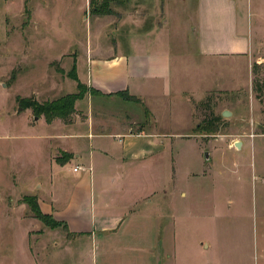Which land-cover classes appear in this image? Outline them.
Returning a JSON list of instances; mask_svg holds the SVG:
<instances>
[{
    "label": "rangeland",
    "instance_id": "rangeland-1",
    "mask_svg": "<svg viewBox=\"0 0 264 264\" xmlns=\"http://www.w3.org/2000/svg\"><path fill=\"white\" fill-rule=\"evenodd\" d=\"M242 1L247 10L243 27L251 39L249 63L225 60L214 79L225 81L226 91L214 90L200 101L191 100L188 107L177 102L160 111L166 134L189 137H176L169 145L172 152L165 169L171 177L169 189L162 194L167 211L175 217L177 264H264V98L262 102L256 98L252 85L256 79L264 83V0ZM195 2L0 0V264L95 263L88 239H71L61 229L49 230L25 203L29 196H52L59 201L69 192L68 178L74 174H67V183L54 177L45 159L43 130L40 124L29 127L34 116L18 105L17 97L49 102L78 92L68 72L77 64L75 74L79 82L85 81V51L110 46V32L116 30L118 41L119 33L128 32L127 26H132L129 38L133 41L144 38L141 30L160 24V42L169 48L187 40V55H180L177 45L173 55L181 56L179 61L175 57L176 66L188 70L195 63L192 60L199 62L193 32L187 38L184 33L195 21ZM97 8L111 13L97 16L93 12ZM109 17L115 25L111 31L106 23ZM254 63L259 69L256 74ZM228 80L234 81L227 84ZM85 89L72 116L83 114L89 106L94 119L105 121L106 130L116 122L129 123L133 131L147 128L151 119L141 103L114 97L99 101L98 95ZM87 96L92 97L91 103ZM223 111L229 115L221 116ZM211 116L220 117L212 131L194 132ZM84 128L83 124L73 126L76 132ZM239 142L237 149L234 145ZM148 198L154 201L158 195ZM148 200H141L139 208ZM199 239L208 247L201 248Z\"/></svg>",
    "mask_w": 264,
    "mask_h": 264
},
{
    "label": "crops",
    "instance_id": "crops-1",
    "mask_svg": "<svg viewBox=\"0 0 264 264\" xmlns=\"http://www.w3.org/2000/svg\"><path fill=\"white\" fill-rule=\"evenodd\" d=\"M195 1L196 18L186 26L184 35L187 38V33L193 32L199 62L192 60L195 63L186 71L176 66L173 54L177 45L180 55H187L189 42L173 43L170 49L160 42L162 24L141 30V41L129 38L132 26L126 25L128 32L119 33L118 42L109 17L106 23L112 30L111 45L85 51L86 80L79 83L96 90L99 101L113 97L126 100L119 93L134 97L151 119L146 129L133 131L129 123L124 126L116 122L106 130L105 121L94 119L89 106L83 114L72 116L70 123L59 119L47 123L41 116L33 118L34 123L29 126L40 124L44 133L41 139L47 141L45 159L58 182L67 183V174H74L72 179L67 177L70 190L59 201L52 196H37L40 210L65 223L71 233L66 234L67 238L88 239V252L94 264H177L175 217L167 211L162 194L169 189L166 185L171 177L170 170L165 169L172 152L169 145L176 137H189L166 134L160 111L177 102L188 107L191 100L200 101L214 90L226 91L222 86L225 81L214 79L215 71H221L225 60L246 59L249 63L251 46L248 30L243 27L245 23L247 26V10L242 0ZM87 99L91 103L92 97ZM75 124L85 128L76 132ZM63 154L70 158L60 165L56 160ZM76 167L79 169L74 171ZM37 185L42 189V183ZM153 195L158 198L148 200ZM146 199V206L139 208L140 201ZM169 227L173 228L172 235ZM198 244L203 249L208 247L202 239Z\"/></svg>",
    "mask_w": 264,
    "mask_h": 264
},
{
    "label": "trees",
    "instance_id": "trees-1",
    "mask_svg": "<svg viewBox=\"0 0 264 264\" xmlns=\"http://www.w3.org/2000/svg\"><path fill=\"white\" fill-rule=\"evenodd\" d=\"M94 14L104 16L109 15L110 11L101 12L98 8L93 9ZM253 73H258V65H252ZM69 77L77 83L76 89L78 92L72 94H66L56 100L49 102H38L34 97L22 98L17 97L18 105L24 110H31L32 116L34 117H43L44 120L49 123L54 119H59L64 123L72 122V115L75 113V103L80 101L84 97V94L81 92L85 89V85L79 83L77 76L75 74V66L68 72ZM253 90L256 93V98L261 100L264 98V83H260L257 79L253 80ZM83 90V91H84ZM91 95H96L97 91L89 90ZM118 95L124 96L125 99L131 100L133 102H139L134 97L126 95V93H119ZM262 102V100H261ZM204 125H197L194 128V132H207L212 131L214 127L220 122V117H213L203 121ZM70 158L69 154H63L61 158H57L56 162L60 165H64ZM25 203L33 214V217L43 224L49 230L61 229L64 231L67 236H70L71 233L67 231L66 225L63 222L57 221L53 216L45 215L41 212L38 200L36 197L29 196L25 198Z\"/></svg>",
    "mask_w": 264,
    "mask_h": 264
},
{
    "label": "water",
    "instance_id": "water-1",
    "mask_svg": "<svg viewBox=\"0 0 264 264\" xmlns=\"http://www.w3.org/2000/svg\"><path fill=\"white\" fill-rule=\"evenodd\" d=\"M228 115H229V113H228L227 111H223L222 114H221V116H224V117H227ZM34 118L37 119V117H34ZM234 146H235V148L239 149V147H240V142H239V143H235ZM205 157H206V159H207L208 154L205 155Z\"/></svg>",
    "mask_w": 264,
    "mask_h": 264
},
{
    "label": "built area",
    "instance_id": "built-area-1",
    "mask_svg": "<svg viewBox=\"0 0 264 264\" xmlns=\"http://www.w3.org/2000/svg\"><path fill=\"white\" fill-rule=\"evenodd\" d=\"M78 169H79V168L76 167V168L74 169V171H77Z\"/></svg>",
    "mask_w": 264,
    "mask_h": 264
}]
</instances>
